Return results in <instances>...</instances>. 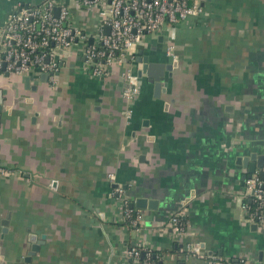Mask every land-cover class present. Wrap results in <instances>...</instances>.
<instances>
[{"label":"crops","instance_id":"obj_1","mask_svg":"<svg viewBox=\"0 0 264 264\" xmlns=\"http://www.w3.org/2000/svg\"><path fill=\"white\" fill-rule=\"evenodd\" d=\"M45 1L0 0V25L21 5ZM59 1L90 42L100 30L99 9ZM201 5L173 36L168 28L146 34L134 61L104 78L84 69L81 42L57 49L54 81H41L35 70H0V165L16 171L0 176V264H130L126 251L138 243L162 264H213L180 254L186 243L224 264H264V226L248 221L242 207L250 178L238 163L264 156V0ZM144 56L163 65L153 73L164 91L147 74L135 75ZM129 66L141 82L131 102L124 96ZM118 186L129 205L139 197L156 201L134 206L145 214L140 231L124 222ZM174 213L186 222L185 235L170 225ZM33 237L44 243L27 263Z\"/></svg>","mask_w":264,"mask_h":264},{"label":"built area","instance_id":"obj_2","mask_svg":"<svg viewBox=\"0 0 264 264\" xmlns=\"http://www.w3.org/2000/svg\"><path fill=\"white\" fill-rule=\"evenodd\" d=\"M202 0H79L80 6L99 9L100 30L90 43L89 36L74 28L70 22L71 11L65 1L46 0L41 5H21L0 25V70L24 75L32 70L53 73L55 80L60 64L57 49L69 48L77 42L84 45V69L95 78L109 75L110 69L133 62L136 48L146 34H153L168 28L173 36L177 25L192 15L203 12ZM60 2V3H59ZM59 14H55V8ZM110 31L106 33L105 27ZM172 54V50H169ZM125 79L124 96L128 102L135 100L141 90V82L131 66L123 73ZM127 118L131 109L125 111ZM257 169L248 181L243 193L242 207L248 221L264 226V177ZM16 171L0 165V176L10 177ZM118 199L123 205L122 216L127 227L140 231L144 223V211L129 206L126 190L116 188ZM251 200L255 207L247 202ZM170 225L178 235L187 233V224L180 213H174ZM183 255H197L210 259L213 264H224V259L216 255H205L200 247L188 243L178 250ZM154 249L138 243L128 248L126 258L130 264H157ZM236 264H249L241 260Z\"/></svg>","mask_w":264,"mask_h":264},{"label":"water","instance_id":"obj_3","mask_svg":"<svg viewBox=\"0 0 264 264\" xmlns=\"http://www.w3.org/2000/svg\"><path fill=\"white\" fill-rule=\"evenodd\" d=\"M56 12L58 13V9H56ZM106 32L109 33L110 27L106 26ZM90 42H93V38L90 39ZM137 61L143 62L144 65L142 69H139L138 72L135 74L138 77H142L143 74H147L150 77L149 82L153 83L155 86V90L158 93L159 91H164V87L162 84V80L158 76V74L153 73V70L156 69V67H159L160 65L161 68H163V65L158 64V63H153L149 60V57L144 56L142 57H137ZM164 68H167L169 71H172V65H164ZM34 71H31L32 73ZM37 74H41L42 78L41 81H44L48 79L50 76L53 75V73H48V72H42L40 70H35ZM7 75L10 73L5 72ZM31 74L25 75L23 77V81L26 83V85L30 84L31 81ZM39 83V81H36V85ZM166 85V84H165ZM29 86V85H28ZM32 88H35V85L32 86ZM2 112H3V98L0 97V124H1V118H2ZM238 163H241L244 165L245 168H247V173L243 176L244 179L251 178L253 172L258 168V167H263L264 166V156L259 155L257 153H252L247 157H239L238 158ZM261 176L264 177V171L261 172ZM156 205L155 200H151L145 197H139L136 199L135 202L130 203V207L134 208V206L138 208H147V207H153ZM4 225H8V219L5 220ZM256 226V224H255ZM44 237V236H43ZM33 240H35V243L32 246V250L29 252L28 256L26 257L25 261L29 263L31 261L32 256L36 253L37 250L40 249V246L44 243L43 240H36L35 237H33ZM160 264H162L160 262Z\"/></svg>","mask_w":264,"mask_h":264},{"label":"trees","instance_id":"obj_4","mask_svg":"<svg viewBox=\"0 0 264 264\" xmlns=\"http://www.w3.org/2000/svg\"><path fill=\"white\" fill-rule=\"evenodd\" d=\"M247 202L252 206V208L255 207V204L251 202V200H247ZM156 255V253H155ZM153 259L156 260L157 264L160 263V260L158 258H156V256H153Z\"/></svg>","mask_w":264,"mask_h":264}]
</instances>
